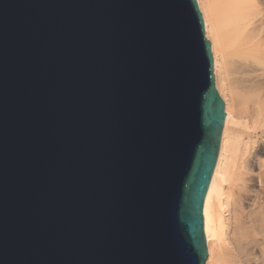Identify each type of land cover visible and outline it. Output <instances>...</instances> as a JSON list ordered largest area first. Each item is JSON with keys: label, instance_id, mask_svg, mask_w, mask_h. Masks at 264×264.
Here are the masks:
<instances>
[{"label": "water", "instance_id": "water-1", "mask_svg": "<svg viewBox=\"0 0 264 264\" xmlns=\"http://www.w3.org/2000/svg\"><path fill=\"white\" fill-rule=\"evenodd\" d=\"M204 30L195 0H0V264H205Z\"/></svg>", "mask_w": 264, "mask_h": 264}, {"label": "bare ground", "instance_id": "bare-ground-1", "mask_svg": "<svg viewBox=\"0 0 264 264\" xmlns=\"http://www.w3.org/2000/svg\"><path fill=\"white\" fill-rule=\"evenodd\" d=\"M224 104L204 196L205 264H264V0H195Z\"/></svg>", "mask_w": 264, "mask_h": 264}]
</instances>
